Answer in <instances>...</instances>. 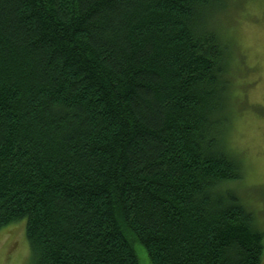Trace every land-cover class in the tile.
Instances as JSON below:
<instances>
[{
	"label": "trees",
	"instance_id": "obj_1",
	"mask_svg": "<svg viewBox=\"0 0 264 264\" xmlns=\"http://www.w3.org/2000/svg\"><path fill=\"white\" fill-rule=\"evenodd\" d=\"M226 5L0 0V229L33 264H261Z\"/></svg>",
	"mask_w": 264,
	"mask_h": 264
},
{
	"label": "rangeland",
	"instance_id": "obj_2",
	"mask_svg": "<svg viewBox=\"0 0 264 264\" xmlns=\"http://www.w3.org/2000/svg\"><path fill=\"white\" fill-rule=\"evenodd\" d=\"M218 16L217 29L233 54L235 81L226 144L242 162L244 177L237 191L264 233V0H227ZM25 224L0 229V264H33ZM133 244L140 264H151L145 247Z\"/></svg>",
	"mask_w": 264,
	"mask_h": 264
}]
</instances>
